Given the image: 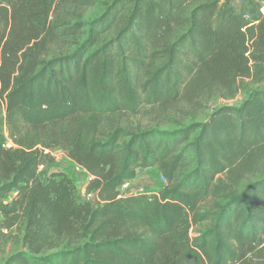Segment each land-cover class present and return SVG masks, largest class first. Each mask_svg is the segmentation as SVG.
Masks as SVG:
<instances>
[{"label": "trees", "instance_id": "1", "mask_svg": "<svg viewBox=\"0 0 264 264\" xmlns=\"http://www.w3.org/2000/svg\"><path fill=\"white\" fill-rule=\"evenodd\" d=\"M243 78L264 80V0H0L4 264H264V174L239 186L264 163V87L206 120L125 122ZM58 147L96 204L41 179ZM150 168L162 188L121 194Z\"/></svg>", "mask_w": 264, "mask_h": 264}, {"label": "rangeland", "instance_id": "2", "mask_svg": "<svg viewBox=\"0 0 264 264\" xmlns=\"http://www.w3.org/2000/svg\"><path fill=\"white\" fill-rule=\"evenodd\" d=\"M102 8L103 5L101 4L85 8L83 10L84 19L89 20L96 17L101 13ZM237 86V91L232 96H223L219 93H215L209 96H203L193 103H187L185 101L179 102L176 109L158 110L153 107H147L143 113L138 116H127L125 122L135 127L159 124L163 128H173L179 126V124L176 123L179 121L187 124L192 120H206L211 113L221 105H240L254 90L264 87V80L257 81L255 78H243L239 79ZM13 145L14 143L10 139L7 131L5 115H3L0 121V146L10 147ZM51 153L54 156L53 162L48 163L40 169L42 179H45V177L53 171L66 172L76 182L77 198L79 200H90L96 204L97 198L95 195L87 196L86 193L85 183L89 177L86 170L69 159L67 152L60 147L52 149ZM260 166L259 171L247 175L246 179H244L239 186H243L250 179H256L260 175H263L264 163H261ZM165 182L161 173L156 168L139 169L136 178L126 182L120 188V192L122 195H126L129 191L154 192L162 188ZM1 220L2 217L0 215V224ZM194 234V231H192V235ZM19 248L20 244L17 243L16 238L15 240L12 239L7 246L6 252L0 255V264H4L9 253Z\"/></svg>", "mask_w": 264, "mask_h": 264}, {"label": "crops", "instance_id": "3", "mask_svg": "<svg viewBox=\"0 0 264 264\" xmlns=\"http://www.w3.org/2000/svg\"><path fill=\"white\" fill-rule=\"evenodd\" d=\"M42 168H43V167H42ZM42 168H41V169H42ZM39 172H40V171H39ZM86 172H87V171H86ZM87 173H88V172H87ZM88 174H89V173H88ZM40 177H41V179H42L41 173H40ZM47 177H48V175L45 177V179H42V180L45 181V180L47 179ZM90 178H91V175L89 174V177H88V179H87V182L85 183V189H86V186H87V184H88ZM93 195H95V197H96V194H94V193L89 194V195H87V196H93Z\"/></svg>", "mask_w": 264, "mask_h": 264}]
</instances>
